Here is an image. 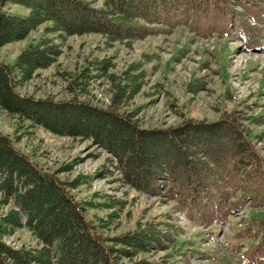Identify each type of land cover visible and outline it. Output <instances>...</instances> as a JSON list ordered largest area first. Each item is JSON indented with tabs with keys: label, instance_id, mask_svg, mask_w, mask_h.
Returning a JSON list of instances; mask_svg holds the SVG:
<instances>
[{
	"label": "trees",
	"instance_id": "obj_1",
	"mask_svg": "<svg viewBox=\"0 0 264 264\" xmlns=\"http://www.w3.org/2000/svg\"><path fill=\"white\" fill-rule=\"evenodd\" d=\"M26 6L28 16L0 11V46L26 38L45 22L57 36L98 33L109 42H132L187 25V11L202 13L200 0H3ZM1 3V2H0ZM243 31L255 24L244 19ZM261 28V24H258ZM61 49L53 38L28 44L13 64L0 62V107L19 119L105 148L127 185L138 191L172 196L203 225L223 224L247 206L264 205V156L254 149L257 117L237 109L217 120L186 118L165 128H144L138 110L126 111L127 87L136 94L145 69L133 64L123 75L111 73L117 92L106 108L74 94L66 100L38 99L18 87L53 65ZM111 57L93 61L108 70ZM125 78V81L121 79ZM142 79V81H141ZM226 140H228L226 142ZM64 181L45 171L0 133V191L24 211L11 210L0 222V264H179L181 227L158 217L105 235L88 206L71 193L77 179ZM116 200V199H114ZM120 203L123 201L118 200ZM112 205L113 211L115 205ZM25 225L36 246L15 248L3 236ZM102 229V230H101ZM163 255L155 256L158 251Z\"/></svg>",
	"mask_w": 264,
	"mask_h": 264
},
{
	"label": "rangeland",
	"instance_id": "obj_2",
	"mask_svg": "<svg viewBox=\"0 0 264 264\" xmlns=\"http://www.w3.org/2000/svg\"><path fill=\"white\" fill-rule=\"evenodd\" d=\"M93 1L97 7L99 0ZM200 1L202 13L187 11L182 16L187 25L125 43L109 42L98 33L60 37L46 30L51 23L45 22L26 38L0 46V62L13 64L28 44L51 37L61 54L53 65L19 85L18 91L54 100L77 94L101 108L109 106L117 92L109 75H123L139 64L145 69L144 83L131 97L134 86H128L121 103L126 111L138 110L144 128L176 126L186 118L217 120L237 109L259 119L260 124L252 126L253 135L260 136L254 149L264 156V0ZM0 2L2 12L25 18L29 14L24 5ZM244 19L256 25L249 32L240 26ZM106 57L113 63L108 70L92 66ZM0 133L45 171L68 183L77 179L71 193L79 201L100 203L87 210L94 223H104L105 235L156 216L182 229L177 238L179 264H264V205L247 206L224 224L203 225L172 196L127 185L114 156L90 139L54 133L1 107ZM109 203L115 205L114 211ZM11 210L25 218L15 199H6L0 191V222ZM3 240L15 248L38 244L25 225ZM156 253L158 257L164 251Z\"/></svg>",
	"mask_w": 264,
	"mask_h": 264
}]
</instances>
